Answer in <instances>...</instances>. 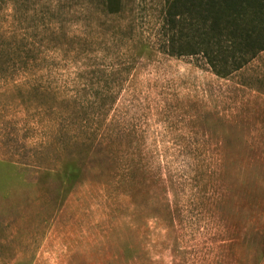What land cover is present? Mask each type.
<instances>
[{
	"label": "rangeland",
	"instance_id": "obj_1",
	"mask_svg": "<svg viewBox=\"0 0 264 264\" xmlns=\"http://www.w3.org/2000/svg\"><path fill=\"white\" fill-rule=\"evenodd\" d=\"M165 8L0 0V264H264V54L171 56Z\"/></svg>",
	"mask_w": 264,
	"mask_h": 264
},
{
	"label": "trees",
	"instance_id": "obj_2",
	"mask_svg": "<svg viewBox=\"0 0 264 264\" xmlns=\"http://www.w3.org/2000/svg\"><path fill=\"white\" fill-rule=\"evenodd\" d=\"M254 4L256 12L244 23L247 10ZM49 29L56 32L52 23ZM156 38L167 54L201 57L216 76L228 78L250 67L264 54V0H166ZM35 51V45H30V52ZM118 72V67L102 71L105 90L96 93L97 100L105 101L113 96L114 91L107 90L109 85L113 86L108 78ZM98 109L104 112L103 106ZM95 117L98 119V115ZM108 127L103 121L83 123L78 129L80 134L91 137V144H97L102 138L99 133Z\"/></svg>",
	"mask_w": 264,
	"mask_h": 264
}]
</instances>
